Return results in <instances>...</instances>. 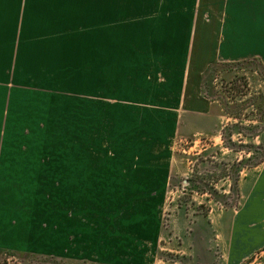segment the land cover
Here are the masks:
<instances>
[{
	"label": "rangeland",
	"instance_id": "374dc122",
	"mask_svg": "<svg viewBox=\"0 0 264 264\" xmlns=\"http://www.w3.org/2000/svg\"><path fill=\"white\" fill-rule=\"evenodd\" d=\"M5 1L20 9L19 27L36 26L38 4L44 18L67 17L47 30L80 29L68 35L80 50L100 28L95 17L84 24L82 0ZM176 54L133 67L0 69V264H264V67H213L203 84L223 111L221 129L184 140L166 131L181 102ZM143 78L150 85L141 90ZM123 129L133 148L115 132ZM147 145L154 161L172 160L154 195L73 198L65 180L50 179L53 158L136 156Z\"/></svg>",
	"mask_w": 264,
	"mask_h": 264
},
{
	"label": "crops",
	"instance_id": "0c3cea01",
	"mask_svg": "<svg viewBox=\"0 0 264 264\" xmlns=\"http://www.w3.org/2000/svg\"><path fill=\"white\" fill-rule=\"evenodd\" d=\"M69 3L87 5L89 19H85L84 24L96 22L97 18L96 25L100 26L89 39H84L82 50L68 37L70 32L80 29L47 30L51 22H68L59 12L44 18L42 4H38L34 13L39 21L36 26L19 27L17 14L20 9L16 3L0 2V69L133 67L144 66L151 58L154 60L156 53H177L183 61L177 79L180 84L177 98L181 102L175 111L173 131H166L188 140L211 137L221 129L223 111L216 101L208 98L203 84L204 76L213 67L250 60H256L264 67V0H82ZM70 10L74 9H67L65 13ZM107 23L114 28L103 27ZM79 60L83 62L74 63ZM167 84L169 86L170 82ZM135 85H140L138 88L142 90L150 84L143 78ZM150 88L152 91L154 87ZM128 98L135 100L132 95ZM145 98L155 99L154 96ZM150 100L143 108L151 112L154 109H148L147 105ZM82 126L87 127L84 119ZM115 132H126L124 146L133 148L132 135L131 141L128 139L132 129ZM151 147L145 146L142 155H115L95 161L74 156L53 158L50 179L65 180L66 195L73 198L94 195L111 197L112 201L121 196L154 195L156 185L162 190L166 188L171 168L168 164L172 160L154 161L156 155L150 151ZM134 157L138 158L135 163ZM107 163L114 166H106ZM122 163L129 166L123 168ZM90 164L98 166L92 168ZM261 177L264 179L261 175L259 180ZM239 247L245 252L250 249V242L244 240Z\"/></svg>",
	"mask_w": 264,
	"mask_h": 264
},
{
	"label": "trees",
	"instance_id": "16d2710c",
	"mask_svg": "<svg viewBox=\"0 0 264 264\" xmlns=\"http://www.w3.org/2000/svg\"><path fill=\"white\" fill-rule=\"evenodd\" d=\"M233 115H234V114H232V115H230V116H233ZM260 162H262V161H260ZM260 162H259V163H260ZM259 163H258V164H259Z\"/></svg>",
	"mask_w": 264,
	"mask_h": 264
}]
</instances>
